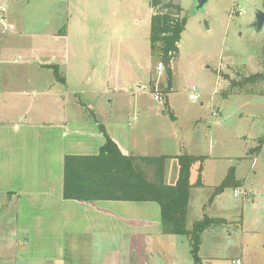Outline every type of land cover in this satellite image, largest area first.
I'll return each mask as SVG.
<instances>
[{"label":"rangeland","instance_id":"obj_1","mask_svg":"<svg viewBox=\"0 0 264 264\" xmlns=\"http://www.w3.org/2000/svg\"><path fill=\"white\" fill-rule=\"evenodd\" d=\"M175 1L185 27L169 71L165 64L157 70L160 57L150 48V0H22L11 21L13 32L25 36L40 30L66 34L60 71L75 89L71 100L83 103L78 109L86 120L94 117L85 109L89 105L98 121L146 156L204 157L203 185L191 188L186 227L205 215L225 223L202 233L200 264H264V80L238 85L264 72V21L253 25L256 13H264V0H206L200 9L197 0ZM7 59L5 64H22L28 55L17 45ZM192 85L195 101L188 99ZM176 164L165 159L164 183H173ZM229 167L241 186L225 188L208 203ZM14 213L15 206L0 196V223L14 224ZM175 238L180 254L185 252L179 260L193 264L188 238ZM15 249L0 246V264H19ZM179 260L163 257L160 264Z\"/></svg>","mask_w":264,"mask_h":264},{"label":"crops","instance_id":"obj_2","mask_svg":"<svg viewBox=\"0 0 264 264\" xmlns=\"http://www.w3.org/2000/svg\"><path fill=\"white\" fill-rule=\"evenodd\" d=\"M20 1L7 0L10 20ZM60 33L10 32L11 37L0 38V196L15 206V223H0V246H15L13 260L19 264L179 260L185 254H180L181 242L176 235L162 233L160 209L153 206L154 201L63 198L64 155L97 154L105 141L102 130L122 153L143 154L134 151L129 138L121 140L98 121L89 105L85 109L94 117L86 120L78 109L83 108L78 103H83L71 100L75 89L60 71L62 39L66 38ZM17 45L28 59L5 64ZM173 173L170 184L177 179L178 163ZM179 264H186L184 257Z\"/></svg>","mask_w":264,"mask_h":264},{"label":"trees","instance_id":"obj_3","mask_svg":"<svg viewBox=\"0 0 264 264\" xmlns=\"http://www.w3.org/2000/svg\"><path fill=\"white\" fill-rule=\"evenodd\" d=\"M150 48L160 57L169 71L170 63L177 56L178 42L185 27L180 16V6L175 0H150ZM57 73V72H56ZM264 80V72L250 74L242 79L254 84ZM105 138L97 154H65L63 158L64 199L76 201H154L159 205L162 233L182 235L188 238L193 264H200L199 249L202 233L222 225V217L205 215L195 220L191 228L186 227V217L191 188L200 187L202 182L203 156L181 153L174 156H144L124 154L117 143L103 130ZM258 148V147H257ZM173 157L178 163V175L174 184L164 183V161ZM197 166V176L190 182V171ZM242 181L229 167L225 176L211 192L208 203L227 187H239Z\"/></svg>","mask_w":264,"mask_h":264},{"label":"built area","instance_id":"obj_4","mask_svg":"<svg viewBox=\"0 0 264 264\" xmlns=\"http://www.w3.org/2000/svg\"><path fill=\"white\" fill-rule=\"evenodd\" d=\"M15 30V24L9 19L8 17V5L7 0H4L0 3V32L1 33H10ZM162 69V63L158 62L157 64V70L161 71ZM192 92L188 94V99L195 101L199 99V95L194 92L195 86L192 85L191 87ZM153 98L155 100H158L160 98L159 94L153 95ZM137 115H134V118H136ZM234 195H237V191L234 192ZM236 264H240V260H235Z\"/></svg>","mask_w":264,"mask_h":264},{"label":"water","instance_id":"obj_5","mask_svg":"<svg viewBox=\"0 0 264 264\" xmlns=\"http://www.w3.org/2000/svg\"><path fill=\"white\" fill-rule=\"evenodd\" d=\"M205 2H206V0H197L196 1V9H200V8H202L203 6H204V4H205ZM263 21H264V13H262V12H257L256 13V19H255V21H254V23H253V25L256 27V28H260L261 27V25H262V23H263Z\"/></svg>","mask_w":264,"mask_h":264}]
</instances>
